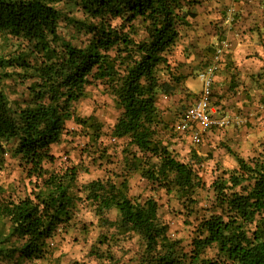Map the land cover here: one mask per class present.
Here are the masks:
<instances>
[{
	"label": "trees",
	"instance_id": "trees-1",
	"mask_svg": "<svg viewBox=\"0 0 264 264\" xmlns=\"http://www.w3.org/2000/svg\"><path fill=\"white\" fill-rule=\"evenodd\" d=\"M200 1L0 0V35L16 44L0 58L1 77L10 79L16 96L10 100L0 89V156L7 150L3 144L13 141L8 150L27 180L18 195H5L0 185V257L43 260L47 241L68 228L83 205L105 229L89 252L97 264H264V142L247 159L232 152L236 166L206 186L195 167L202 159L193 153L182 162L169 149L167 123L156 104L158 93L171 94L179 83L168 55ZM60 20L72 29L68 39L58 31ZM79 35L83 39L74 44ZM17 85H25L20 93ZM89 88L119 110L111 129L112 139L125 141L117 180L112 173L80 181L89 168L68 159L56 165L51 152L62 135H75L66 128L72 123L85 131L88 164L108 163L102 124L76 112ZM132 173L154 189L175 193L187 215L195 214L186 246L169 236L155 199L128 195ZM205 188L212 197L201 207L198 191ZM133 238L138 247L127 249L133 257L121 263L118 254Z\"/></svg>",
	"mask_w": 264,
	"mask_h": 264
},
{
	"label": "rangeland",
	"instance_id": "rangeland-1",
	"mask_svg": "<svg viewBox=\"0 0 264 264\" xmlns=\"http://www.w3.org/2000/svg\"><path fill=\"white\" fill-rule=\"evenodd\" d=\"M57 8L64 9V4L59 3ZM73 15L77 17L81 16L77 12H73ZM58 31L67 39L72 33V29L66 26L64 20L59 21ZM186 34L189 35V40L192 36V48L196 47V37L191 35L188 29L186 32L185 29H182L179 33L178 40L169 53L170 55H168L169 71L173 75L178 76L179 83L175 86L171 94L158 93L156 104L162 114L163 120L167 123V135L165 137L168 139L169 149L182 162H189L193 158L192 154H197L202 159V162L200 165H195V167L200 169L199 175L207 186L213 179L221 176L224 171H230L236 166L235 156L232 155V152L238 157L247 159L260 150V146L264 142V93L260 89L261 92L259 95H256V92L249 94L248 89H243L241 99H244L247 108L238 110L233 102H229V98H231L230 93L228 96H225L223 89L219 90L217 87L216 89L213 87L214 105L220 109L230 104L228 107L231 111L226 112L248 115L247 121L240 126H229L219 131L217 135H214V133L211 138L213 140L212 143L205 140L201 145L197 147L193 146L186 136L179 135L176 128L183 112L196 101V91L201 89L198 74L202 68L198 70L195 68V65L192 67V61L187 62L190 61L191 53L187 47L184 48L183 46V38L187 37ZM77 37L78 39L73 41L74 44H79V41L83 39V36L79 35ZM15 48L16 44L13 39L6 35H0L1 59H6ZM206 49L208 50V46ZM6 69L8 70L9 68ZM1 71L0 89L4 91L8 99H14L16 96L11 94L9 87L10 79L2 78ZM220 71L221 69L215 73L219 74ZM222 73L225 72L223 71ZM159 76L163 80L167 79L164 71L160 72ZM227 76H229L228 72ZM257 76L256 79L252 78V80H255L254 85L256 84V91L259 90L258 88L264 86V81H262L264 73H259ZM186 80H188L190 86L186 85ZM218 81L223 82L226 80L223 77ZM187 86L192 90L188 89ZM220 86L222 85L218 84V87ZM24 87L25 85H17L18 93ZM76 112L80 117L85 118L92 115L102 124L103 135L101 141L103 145L109 147L108 154L110 155V159H108V163L103 161L101 164H97L99 163L97 162L94 165H89L88 151L91 150L88 147V139L84 135L85 131L79 129L72 123H68L66 128L69 131L74 129L76 132L75 135H62L60 141L52 145L51 152L58 158L56 165L62 163L65 159H68L73 164L83 162L89 168V172L81 173L79 177L80 181L103 178L105 176H111L112 173L116 174V178L113 179L117 180V175L120 176L123 173V160L120 152L125 141L112 139L111 129L118 117L119 110L115 107L110 97L101 94L99 89L89 88L87 89L85 99L76 106ZM3 145L7 150H5L6 152L3 156H0V185L7 189L5 195L8 193L18 195L23 193L27 187V180L24 178V174L18 166L17 160L11 157V153L8 150L13 146V141ZM105 171L109 172L105 173ZM127 183L128 195L130 197H151L157 201L160 205L159 216L168 225L169 236L172 239L180 240L182 245L186 246L190 241L192 229L196 223L195 214L188 216L185 210L182 209L181 201L175 193L166 194L162 189L152 188L138 173L130 174L127 178ZM198 194L200 200L199 205L201 207L208 205L212 193L205 188L203 191H198ZM116 216L115 211L108 213L110 220H114ZM3 232L6 233L7 229H3ZM104 232L105 229L97 226L96 219L93 218L88 208L79 205L74 213L70 226L66 229L57 230L53 237L47 241L49 250L43 260L31 262L22 260L16 262L14 258L9 260L0 257V264H97L98 261L89 252L91 246H97V238L100 233ZM136 247L138 245L135 238L126 241L123 244V252L118 254L120 262L124 263L132 258L133 251L127 249H135ZM208 254H214V250L211 249ZM131 264L134 263L131 262Z\"/></svg>",
	"mask_w": 264,
	"mask_h": 264
},
{
	"label": "crops",
	"instance_id": "crops-1",
	"mask_svg": "<svg viewBox=\"0 0 264 264\" xmlns=\"http://www.w3.org/2000/svg\"><path fill=\"white\" fill-rule=\"evenodd\" d=\"M184 29L185 32L188 29L197 41L196 47L192 48V36L190 40L187 34L183 38L184 48L187 47L191 53L190 61L187 62L192 61V67L195 65L198 70L202 68L201 71L209 64L216 44L227 42L228 49L220 61L218 70L221 71L215 73L213 78L212 90L217 87L224 90L225 96L230 93L229 102H233L238 110L247 108L244 99H241L243 89H248L249 94L256 92L259 95L260 89L264 93V86L256 91L255 80H252L259 73H264V0H201L195 6V17L189 20V25ZM223 77L226 81H218ZM218 84L222 86L218 87ZM186 85L190 86L188 80ZM188 89L192 90L190 87ZM200 90L196 91L197 97ZM229 105L221 110L217 108L218 113H222V110L231 111Z\"/></svg>",
	"mask_w": 264,
	"mask_h": 264
},
{
	"label": "built area",
	"instance_id": "built-area-1",
	"mask_svg": "<svg viewBox=\"0 0 264 264\" xmlns=\"http://www.w3.org/2000/svg\"><path fill=\"white\" fill-rule=\"evenodd\" d=\"M227 42L216 44L214 54L207 67L198 74L201 90L196 101L182 114L177 130L179 135L186 136L190 143L197 147L205 140H210L214 133L229 126H240L247 121L248 115L229 113L219 110L214 105L213 78L220 66L221 58L226 55Z\"/></svg>",
	"mask_w": 264,
	"mask_h": 264
}]
</instances>
